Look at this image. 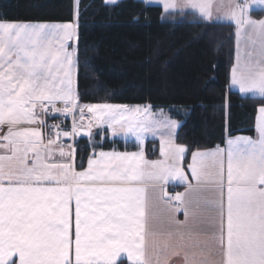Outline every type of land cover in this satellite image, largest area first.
<instances>
[{
	"label": "snow or ice",
	"instance_id": "snow-or-ice-1",
	"mask_svg": "<svg viewBox=\"0 0 264 264\" xmlns=\"http://www.w3.org/2000/svg\"><path fill=\"white\" fill-rule=\"evenodd\" d=\"M254 6L264 10V0H163L166 11L191 8L205 20L234 23L231 86L264 98V18H252ZM77 29L0 20V264H264V104L258 136L192 152L189 179L178 121L162 112L156 119L150 106L79 103L68 44ZM85 109L97 126L134 136L141 146L159 134L163 159L147 160L143 150H93L77 171L75 149L64 151L59 131L45 143L41 116L79 110L83 120ZM87 127L91 137L92 123ZM82 129L74 123L63 136ZM57 149L61 162H54ZM172 180L184 191L170 194ZM205 224L217 226L218 235Z\"/></svg>",
	"mask_w": 264,
	"mask_h": 264
},
{
	"label": "trees",
	"instance_id": "trees-1",
	"mask_svg": "<svg viewBox=\"0 0 264 264\" xmlns=\"http://www.w3.org/2000/svg\"><path fill=\"white\" fill-rule=\"evenodd\" d=\"M74 14L75 0H0V20L68 22ZM78 22L81 103H149L168 109L182 121L176 141L188 148L186 163L195 149L225 143L229 135L255 133L264 98L231 87L234 23L205 20L193 10L166 11L144 0H79ZM153 147L149 140L147 150L152 153ZM137 148L100 133L81 137L76 167L86 166L93 149Z\"/></svg>",
	"mask_w": 264,
	"mask_h": 264
},
{
	"label": "crops",
	"instance_id": "crops-1",
	"mask_svg": "<svg viewBox=\"0 0 264 264\" xmlns=\"http://www.w3.org/2000/svg\"><path fill=\"white\" fill-rule=\"evenodd\" d=\"M116 1H119V0H116ZM144 1H146L147 3H150V4H159V5H162L163 6V0H144ZM77 7H78V11H77ZM169 11H186V10H180L179 8L178 9H174V10H169ZM194 11V10H193ZM77 12H78V15H77ZM78 16H79V3H78V5H77V0H75V14H74V19H73V21H68V22H44V23H79V22H77L76 21V17L78 18ZM33 23H37V22H33ZM77 31H78V29H77ZM77 39L78 38H74L73 40H70V41H68V44L70 45V47H69V51H72V52H74V60H75V68H74V70H73V89H74V91L77 89V73H78V63H77ZM233 89H235V90H238L239 92H240V90H239V88H238V86H231ZM242 95H247V94H251V95H253V96H257V97H260L259 95H257V94H254V93H252V92H248V93H242V92H240ZM261 98V97H260ZM81 103V102H80ZM82 104V103H81ZM261 106V105H260ZM259 106V107H260ZM57 107H60V108H62L63 107V104H58L57 105ZM153 107V109H155L156 111H162L163 109L166 111V110H168V109H166V108H156V107H154V106H152ZM259 109V108H258ZM163 110V111H164ZM169 111V110H168ZM168 113V115H169V117H172V118H175L172 114H171V112L169 111V112H167ZM57 114H61V113H49V114H47V115H44V116H41V119H43V120H47L48 118H50L52 115H57ZM80 115V114H79ZM258 115H259V112H257V117H258ZM164 116V115H163ZM162 116V117H163ZM257 117H256V126H257ZM74 118H75V115H74ZM171 118V119H172ZM177 119V118H176ZM84 120H86V122H84L83 124L84 125H86V126H88V124L90 123V115H89V113L86 111V113H85V116H84ZM179 120V119H178ZM74 123H76L77 125H83V124H81V123H79V120L78 119H75V122ZM86 123V124H85ZM181 124H182V121H180L179 120V125H178V129H179V127L181 126ZM71 125V124H70ZM69 125V128H65V129H62L61 130V136H60V140H59V142L58 143H60V144H62L63 146L65 145V144H68V145H73L74 146V149H75V159H76V149H77V142H78V140L81 138V137H88V138H91L92 136H93V134L95 133L96 134V131H95V129H91V132H92V136L91 137H89L86 133H84V128L79 132V134L78 135H75V136H69V137H64L63 136V132L64 131H68V132H71L72 131V128H73V124H72V126H70ZM36 127H40V125H35ZM86 128H88V127H86ZM178 129H177V131H178ZM104 131H105V133H104V137H106V135H109L108 134V129H107V127H104V129H103ZM4 131H7V129L5 128L4 129ZM42 131H43V135H44V138H45V143L47 142V139H46V136H45V129H44V127L42 128ZM99 132H97V133H100L102 130H101V128H99V130H98ZM107 132V133H106ZM3 133L2 132H0V135H2ZM102 136V138H104ZM110 136V135H109ZM236 136H245V137H252L253 139H255L257 136H258V133H257V128H256V131H255V133L254 134H246V133H238V134H235V135H229L227 138H226V140L229 138V137H236ZM111 137V136H110ZM113 138V137H112ZM155 138V137H154ZM53 139H55V138H53ZM126 140V139H125ZM150 140V139H149ZM158 141H159V143H160V145H161V142H160V140L159 139H157ZM126 141H129V142H134V143H136L137 145H138V148L137 149H135V150H114V149H112V150H105V149H93V150H95V152L96 153H99L100 151H104V152H113V151H115V152H137V151H140V150H143V152H144V154H145V158L147 159V160H160V159H163V157L161 156V152H160V146L159 145H156V146H154L153 148H154V150H153V152L151 153L150 151H148L147 150V144H143L142 146L141 145H139L136 141H133V140H126ZM72 142V143H71ZM76 146H75V145ZM219 144H223L224 145V147L223 148H227V144H226V141H225V143H219ZM219 144H217L216 146H214V147H210V148H203V149H195L193 152H195V151H197V150H200V151H203V150H211V149H215ZM186 146V145H185ZM187 147V146H186ZM188 149V148H187ZM93 152V151H92ZM92 152H91V154L88 156V158L92 155ZM56 153H57V157H59V150L57 149L56 150ZM88 161V160H87ZM192 163V154H191V157H190V159H189V161L186 163L187 164V170L185 171V173L186 174H188V176H189V179H191V170H190V168L188 167V165H190ZM87 164H86V166L84 167V168H77L76 167V170L77 171H82L83 169H86L87 168ZM193 183H194V181H193ZM166 188H167V191L170 193V194H173V193H176V192H183L184 191V188H185V185L184 184H182V183H180L178 180H172V181H169V183L167 184V186H166ZM177 219H179V220H183L184 219V216H183V213L181 212V213H179L178 215H177ZM204 230L205 231H207L208 233H212V232H216L217 233V235H218V227L217 226H213V225H211V224H205L204 225ZM214 258L216 259V260H219L220 259V257L218 256V255H214ZM123 260H124V264H129V262L126 260V258H122ZM171 264H182V260L181 259H178V258H173L172 259V261H171Z\"/></svg>",
	"mask_w": 264,
	"mask_h": 264
},
{
	"label": "rangeland",
	"instance_id": "rangeland-1",
	"mask_svg": "<svg viewBox=\"0 0 264 264\" xmlns=\"http://www.w3.org/2000/svg\"><path fill=\"white\" fill-rule=\"evenodd\" d=\"M117 2V1H116ZM178 2H180V3H183L184 2V0H178ZM181 10V9H180ZM182 10H193V9H191V8H184V9H182ZM77 11H78V7H77ZM195 11V10H194ZM256 11H262V15H259V14H256L255 12ZM250 14H251V16H252V18L253 19H262V18H264V10H261V8H258V7H253V9L250 11ZM76 21L78 22V18L76 17ZM210 21H216V22H228V21H226V20H217V19H213V20H210ZM241 50H242V47H241ZM236 62H237V37H236V53H235V62H234V64H236ZM75 92L78 94V90L76 89L75 90ZM255 94V93H254ZM78 96H79V94H78ZM79 103H80V101H79ZM104 103H107V104H120V105H127V106H129L130 108H132V107H135V106H137V105H139V106H150V110H151V113H153L154 114V116H155V118L156 119H163V117H162V115H161V112L163 113V115L164 116H167V117H169V115H168V113L167 112H169L168 110H162V111H156L155 109H153V107H152V105L151 104H149V103H136V104H124V103H114V102H98V103H92V104H104ZM81 104V103H80ZM83 104V103H82ZM86 111H87V109H85V113H86ZM80 113H79V110H77L76 112H75V119H78L79 120V123H81V124H83L84 122H86V120H81L80 119V115H79ZM90 115V119H91V114H89ZM170 119L172 118V117H169ZM172 120H176V121H178L179 122V120L178 119H176V118H172ZM90 122L92 123V128L91 129H95V131H96V133L97 132H99L98 130H99V128H101V132H100V135L101 136H103L104 135V133H105V131L103 130L104 129V127H107L106 125L105 126H97L96 124H95V122L94 121H92V120H90ZM86 124V123H85ZM179 125V124H178ZM87 126L86 125H84L83 124V130H84V133H86L87 134V132H88V128H86ZM177 129H178V127H177ZM177 129H176V137H177ZM95 134V133H94ZM94 134H93V136H94ZM108 134L111 136V137H114V138H123V139H126V140H133V141H136V138L134 137V136H125V135H123V134H120V135H117V136H113L112 134H111V131L110 130H108ZM88 135V134H87ZM92 136V137H93ZM104 137V136H103ZM149 139L151 140V144L153 145V146H155L157 143H158V145L160 146V148H161V145H160V143H159V141L157 140V139H159L160 140V135L158 134L157 136H155V138L153 137V136H151V135H148L147 136V138L145 139V141H144V145L145 144H147V142L149 141ZM153 140H155V141H153ZM137 142V141H136ZM161 142V141H160ZM177 142V141H176ZM72 143V142H71ZM178 143V142H177ZM75 145V144H74ZM76 146V145H75ZM186 156H187V152H186V154H185V157H184V160H183V168H184V170L186 171L187 170V164H186Z\"/></svg>",
	"mask_w": 264,
	"mask_h": 264
},
{
	"label": "built area",
	"instance_id": "built-area-1",
	"mask_svg": "<svg viewBox=\"0 0 264 264\" xmlns=\"http://www.w3.org/2000/svg\"><path fill=\"white\" fill-rule=\"evenodd\" d=\"M74 122H75L74 115H71V114L61 113V114H57V115H52L50 118H48L46 120V125L44 126L46 139L49 137L50 133L52 135V138H55V133L57 131L61 132L62 129L69 128V125L71 124L70 126H72V124H74ZM53 124L59 125V128L50 129L48 127V126L53 125ZM218 146L221 148L224 147L223 144H219ZM70 148H74V146L73 145L70 146L68 144L64 145V151L66 153L70 151ZM54 162H61V158L57 157L56 152L54 155ZM173 194H175V193H173Z\"/></svg>",
	"mask_w": 264,
	"mask_h": 264
}]
</instances>
